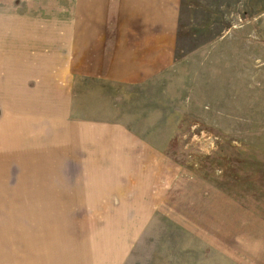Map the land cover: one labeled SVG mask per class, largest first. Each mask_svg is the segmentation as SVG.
Here are the masks:
<instances>
[{
  "label": "rangeland",
  "instance_id": "obj_1",
  "mask_svg": "<svg viewBox=\"0 0 264 264\" xmlns=\"http://www.w3.org/2000/svg\"><path fill=\"white\" fill-rule=\"evenodd\" d=\"M112 28L166 60L87 70ZM0 264H264V0H0Z\"/></svg>",
  "mask_w": 264,
  "mask_h": 264
},
{
  "label": "crops",
  "instance_id": "obj_2",
  "mask_svg": "<svg viewBox=\"0 0 264 264\" xmlns=\"http://www.w3.org/2000/svg\"><path fill=\"white\" fill-rule=\"evenodd\" d=\"M106 9L113 8L108 3H102ZM121 6L118 5L117 9ZM136 10V9H135ZM136 12H138L136 10ZM144 12V11H139ZM146 18V15H142ZM112 28L109 38L106 33L101 30H93L91 33L84 34L81 42L82 56L92 61L88 64L87 70L99 71L106 77H114L113 80L123 82H140L150 76L152 68L155 64L162 63L167 58V50L169 49L168 34L164 35H143L134 40V48H127L126 37L120 38ZM37 36L36 32L33 33ZM65 46L73 47L72 32L65 31ZM42 42V36L39 38ZM44 43L46 40H43ZM109 45V48L106 46ZM166 50V54L163 52ZM65 67V66H64ZM59 74H67V67L58 70ZM55 85H50L48 91L52 90ZM57 91V89H56ZM49 98V97H47Z\"/></svg>",
  "mask_w": 264,
  "mask_h": 264
}]
</instances>
